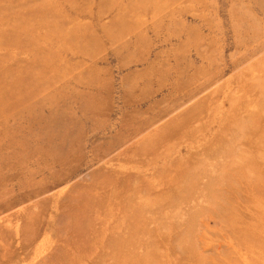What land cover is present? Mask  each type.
Masks as SVG:
<instances>
[{"label": "rangeland", "instance_id": "374dc122", "mask_svg": "<svg viewBox=\"0 0 264 264\" xmlns=\"http://www.w3.org/2000/svg\"><path fill=\"white\" fill-rule=\"evenodd\" d=\"M0 264H264V0H0Z\"/></svg>", "mask_w": 264, "mask_h": 264}, {"label": "bare ground", "instance_id": "6f19581e", "mask_svg": "<svg viewBox=\"0 0 264 264\" xmlns=\"http://www.w3.org/2000/svg\"><path fill=\"white\" fill-rule=\"evenodd\" d=\"M249 235V234H248Z\"/></svg>", "mask_w": 264, "mask_h": 264}]
</instances>
